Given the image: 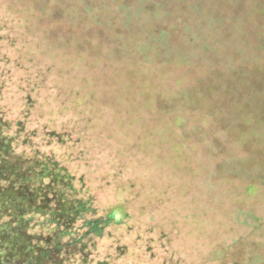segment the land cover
Returning <instances> with one entry per match:
<instances>
[{
    "label": "rangeland",
    "instance_id": "rangeland-1",
    "mask_svg": "<svg viewBox=\"0 0 264 264\" xmlns=\"http://www.w3.org/2000/svg\"><path fill=\"white\" fill-rule=\"evenodd\" d=\"M49 2L38 38L1 3L0 34L45 71L31 120L124 213L120 264H264V0Z\"/></svg>",
    "mask_w": 264,
    "mask_h": 264
},
{
    "label": "trees",
    "instance_id": "trees-1",
    "mask_svg": "<svg viewBox=\"0 0 264 264\" xmlns=\"http://www.w3.org/2000/svg\"><path fill=\"white\" fill-rule=\"evenodd\" d=\"M1 3L23 19L28 35L30 30L36 38L41 35L37 26L48 13L49 0H32L29 8L26 0ZM6 24L0 16V30L11 35ZM78 38L46 44L58 50L60 43L74 44ZM7 39L0 34V264L124 263L116 256L118 242H109L111 227L124 223V213L119 208L101 213L83 186L84 177L58 155L55 142L65 144V134L31 120L45 71L13 57Z\"/></svg>",
    "mask_w": 264,
    "mask_h": 264
}]
</instances>
